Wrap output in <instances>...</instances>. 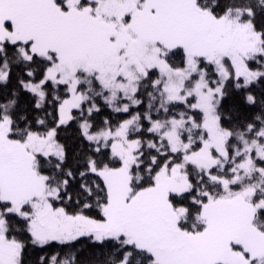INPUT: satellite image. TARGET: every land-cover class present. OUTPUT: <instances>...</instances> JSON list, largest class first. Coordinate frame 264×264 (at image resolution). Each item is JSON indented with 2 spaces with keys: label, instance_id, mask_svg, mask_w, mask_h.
<instances>
[{
  "label": "snow or ice",
  "instance_id": "snow-or-ice-1",
  "mask_svg": "<svg viewBox=\"0 0 264 264\" xmlns=\"http://www.w3.org/2000/svg\"><path fill=\"white\" fill-rule=\"evenodd\" d=\"M0 264H264V0H0Z\"/></svg>",
  "mask_w": 264,
  "mask_h": 264
}]
</instances>
